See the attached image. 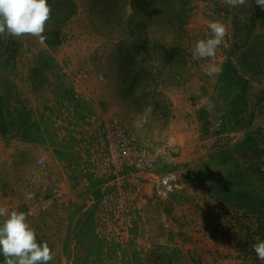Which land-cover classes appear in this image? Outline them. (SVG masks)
Listing matches in <instances>:
<instances>
[{"label":"rangeland","instance_id":"374dc122","mask_svg":"<svg viewBox=\"0 0 264 264\" xmlns=\"http://www.w3.org/2000/svg\"><path fill=\"white\" fill-rule=\"evenodd\" d=\"M74 1L73 15L50 14L41 37L0 36V206L27 215L54 252L50 264H236V244L216 232L225 222L208 203L242 165L248 138L264 143V102L245 120L231 109L241 101L221 76L228 35L214 59L189 53L179 85L161 83L155 56L154 81L136 86L133 101L112 44ZM197 4L190 51L210 21L229 31V20ZM111 124L130 140L114 160L99 154ZM164 181L171 188L158 195ZM231 188L237 197L239 185Z\"/></svg>","mask_w":264,"mask_h":264},{"label":"trees","instance_id":"16d2710c","mask_svg":"<svg viewBox=\"0 0 264 264\" xmlns=\"http://www.w3.org/2000/svg\"><path fill=\"white\" fill-rule=\"evenodd\" d=\"M212 17L229 20L227 60L223 65L225 84L238 91L241 109L232 106L241 120L244 114L264 102V10L247 0L246 4L231 6L227 0H203ZM54 20L73 15L74 0H48ZM199 0H82L86 12L93 19L98 35L106 38L115 50L120 81L127 99L133 100L135 87L153 82L151 71L154 57L160 55V79L165 87L179 85L184 80L182 70L191 63L190 30L193 18L201 9ZM208 9V8H207ZM158 67V68H159ZM257 95L253 90L257 89ZM253 99L256 103L253 105ZM134 101V100H133ZM259 109V108H258ZM261 134L264 129H260ZM241 153L242 165L237 173L224 175L222 187H214L211 201L213 217L224 224L216 225V232L228 244L235 243L236 264H264L251 245L264 240V143L249 137ZM247 143V144H248ZM238 174V175H237ZM215 174H213L214 179ZM237 183L240 193L231 195ZM220 191L224 192L221 197ZM218 193V196H216ZM224 211V215L220 214ZM219 213V214H218ZM155 264H173L166 260Z\"/></svg>","mask_w":264,"mask_h":264},{"label":"clouds","instance_id":"9594fccd","mask_svg":"<svg viewBox=\"0 0 264 264\" xmlns=\"http://www.w3.org/2000/svg\"><path fill=\"white\" fill-rule=\"evenodd\" d=\"M246 2L227 0L231 6ZM255 3L264 10V0H255ZM50 14L48 0H0V36L41 37ZM207 28V38L197 40L191 50L193 59H214L227 36V27L219 20L210 21ZM218 71L219 68H212L207 74L211 76ZM251 248L264 262V240H258ZM0 256L2 264H50L54 252L46 242L38 239L24 212L0 206Z\"/></svg>","mask_w":264,"mask_h":264},{"label":"built area","instance_id":"2783aa9c","mask_svg":"<svg viewBox=\"0 0 264 264\" xmlns=\"http://www.w3.org/2000/svg\"><path fill=\"white\" fill-rule=\"evenodd\" d=\"M124 131L125 129L117 124L107 125L104 134L100 138L101 148L99 154L108 151V157L112 160L116 159L119 155H122V152H124L130 144V140L127 138V135H123ZM119 137L121 139H119ZM41 162H43V159H41ZM146 162L147 161L145 160L144 163ZM170 188L171 186L168 185V182L164 181V185L159 183L156 192L158 195L166 194Z\"/></svg>","mask_w":264,"mask_h":264}]
</instances>
